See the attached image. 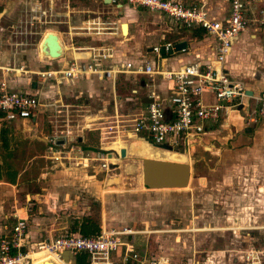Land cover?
Segmentation results:
<instances>
[{
	"label": "rangeland",
	"instance_id": "1",
	"mask_svg": "<svg viewBox=\"0 0 264 264\" xmlns=\"http://www.w3.org/2000/svg\"><path fill=\"white\" fill-rule=\"evenodd\" d=\"M53 1L51 4L52 0H4L5 11L0 12L1 57L12 55L15 62L25 61L26 57L33 65L31 67L48 68L43 63L51 62L63 51L50 49L51 44L40 49L49 59H39L38 41L52 25L65 26L61 30L69 34V23L73 25L72 37L86 36V43L94 46L122 50L134 44L124 35L112 39L106 37V33L86 31L87 25L83 27V22L88 16H95L96 11L104 13L99 8V0ZM197 3L215 7L218 12L227 6V0H197ZM66 4L72 5L69 16L57 15L56 10H66ZM246 8L249 10L247 23L233 46L234 55L228 63L233 66V79L260 95L264 94V0H248ZM140 11L135 22L140 50L143 51V42L158 40L160 35L170 40L187 38L193 45L198 44L191 39L192 35L182 32L169 18L156 12ZM121 22L126 21L122 19ZM90 37L99 40L91 41ZM190 47L188 45V49ZM64 85L60 91L61 102L65 105L43 106L33 129L22 132L18 128L0 127V207L11 213L17 211L24 217L27 229L33 231L30 234L33 239L51 238L63 230L73 231L87 218L98 230L123 232L120 239L130 243L140 255L163 258L173 264L192 259L202 264H249L244 254L248 247L264 248V245L258 246L264 241L259 232L263 238L264 232L252 228L260 225L264 216V167L259 170L264 164V121L258 125L255 136L248 130H233L232 138L225 142L224 138H219L211 146L212 151L209 146L206 147L208 150L181 151L182 146H179L177 152L186 154L191 164V188L147 189L137 181L141 163L135 154L154 146L127 135L124 116L114 114L110 87L106 86L101 95L96 88L92 91L81 82ZM128 88L122 81L116 86L118 114L126 112L129 101L132 103L127 106L131 109L130 114L139 112L142 107L138 98H129ZM51 95L50 87L45 83L41 102L48 103ZM247 101L249 106L242 108L243 113L251 112L253 108V99ZM55 109L60 112L56 114ZM56 117H63L71 133L78 135L73 136L74 151L48 150L44 141L50 134L47 120ZM221 133L224 135L225 131ZM79 143L83 144L82 151H75ZM155 147L170 150L162 143ZM120 148L127 150L126 156H119L120 161H109V156L119 155ZM169 158L171 156L167 160ZM55 168L73 170L74 173L64 171L66 177H54ZM12 174L14 184L9 185L6 180ZM114 177L122 190L106 186V180ZM198 177L205 180L202 186L196 181ZM37 193L43 194L38 202L37 198H32ZM12 215L0 219V232H5L15 222ZM35 216L43 217L42 223H37L33 219ZM38 224L42 230L37 229ZM119 253L111 252V259L119 261ZM260 255L264 261V253ZM74 256L76 264H87L85 252H75ZM33 261L34 264H69L62 258L44 255L34 257Z\"/></svg>",
	"mask_w": 264,
	"mask_h": 264
},
{
	"label": "built area",
	"instance_id": "2",
	"mask_svg": "<svg viewBox=\"0 0 264 264\" xmlns=\"http://www.w3.org/2000/svg\"><path fill=\"white\" fill-rule=\"evenodd\" d=\"M3 1L0 0V4ZM122 1L165 15L182 32L208 36L205 44L208 52L204 55L197 53L189 62L176 68L160 66V61L165 57L179 51H187L190 39L181 37L174 40L164 39L151 45L149 53L154 55L151 62H134L121 56L106 63L105 60L113 59L114 50L109 46L75 47L77 51L89 52L86 57H77L87 58L86 62L72 57L64 65L58 62L52 65L51 62L57 60L58 56L51 59V62L43 63L48 65V68L41 65L29 67L23 61L15 62L12 55L0 57V127L13 128L9 124L17 122L22 123L19 130L29 131V126L24 124L35 126L39 110L43 106L65 105L61 102V85L90 77L109 83L114 114L124 116L128 127L127 135L153 146L162 143L174 151H179V146H182L181 151L204 149L203 145L210 144L213 139L216 127L232 124L236 115L244 124L255 123L264 117V94L247 95L243 84L233 79L225 66L232 44L245 29L249 11L246 8L248 0H228L227 13L221 19L211 17L204 3L186 4L183 0ZM117 2L118 0H109L110 4L119 8ZM117 22L99 14L88 17L83 22V27L87 25L85 29L88 32L91 30L96 33H115L116 29L119 31ZM120 34L123 36L121 32ZM182 40L186 41V48L175 50L174 43ZM18 78L23 79L30 90L9 85V79L16 82ZM121 81L129 86V98H138L142 106L139 112L130 114L131 109L127 107L132 104L130 101L125 108L126 112H116V86L120 85ZM45 83L53 94L48 103L41 102ZM247 99H253L254 105L251 112L243 116L242 108L249 106ZM142 100L144 102H141ZM54 111L56 114L60 112L59 109ZM60 118L47 120L50 124V134L44 141L49 151L72 150L73 136H78L71 133L68 123L63 117ZM59 140L62 141L61 144H58ZM76 149L75 151H81L79 145H76ZM13 215L15 222L0 234V264H31V253L34 251L60 256L63 250L73 254L85 252L88 256L87 264H173L163 258L140 255L130 243L120 239L119 235L123 232L118 231L100 229L97 233L83 235L80 232L63 230L51 238L33 239L25 218L15 212ZM252 228L264 232V224ZM114 251L120 252L119 261L111 259L110 253ZM263 253L264 248L255 249L249 246L244 254L249 264H264L260 255ZM179 264L202 263L192 259Z\"/></svg>",
	"mask_w": 264,
	"mask_h": 264
},
{
	"label": "crops",
	"instance_id": "3",
	"mask_svg": "<svg viewBox=\"0 0 264 264\" xmlns=\"http://www.w3.org/2000/svg\"><path fill=\"white\" fill-rule=\"evenodd\" d=\"M94 2L96 0H93ZM186 4H189V3H197V0H183ZM202 1V0H201ZM4 2V1H3ZM2 2V4H3ZM53 0L51 2V4H53ZM99 8L100 10L102 9L104 11L103 12H99V11H96V15H99L100 13H103L104 17H109V18H113L114 20L118 21L117 22V25L119 27V31L116 29L115 30V33H106V37H111L112 39H118L119 37H123L121 36L120 32H121V29H120V24L122 23V19L124 21H126L127 23V31L126 33L125 32H121L124 37H126L128 40H131L132 45L130 46H127L125 49H116L113 51V59L112 60H105L106 63H109V61H113V60H117L119 59L121 56L123 58H128V59H131L133 60L134 62H138V61H142V60H147L149 62L153 61L154 60V55L149 53V47L155 43H158V42H161L163 41L164 39H168V37H165L164 35H160L159 39L158 40H151L150 42H143L145 43V45H142V50H140V47H138V43L140 42L139 40V37L136 36V19H137V15L140 14V10H146V9H142L140 7H137V6H133L131 4H128L126 3L125 1H123V3L120 5L119 9H114V6L110 3H103V0H99ZM1 4V5H2ZM3 7V5H2ZM72 8V5H65V9L64 10L62 8L61 11H58L56 10V14L57 15H65V16H69L70 14V9L69 8ZM74 8V7H73ZM215 7H208L209 9V15L211 17H216L218 19H221L223 16L226 15L227 13V9H228V0H227V6L224 7V11H217L216 9H214ZM2 11H5V8L3 7L2 8ZM146 11H149V10H146ZM98 13V14H97ZM149 14H153L155 12L153 11H149L148 12ZM157 14L159 15H163L161 13H158L156 12ZM164 17H166L165 15H163ZM88 17H93V16H88ZM168 19V17H166ZM69 21V20H68ZM50 31H47V32H53V33H56V35L58 36V38L60 39L58 42H56V45L58 46V50L60 51H63V53L59 56V58L55 61H52L51 64L54 65V64H57V62L59 64H66V62L70 61L72 59V57L74 58H77L78 56L79 57H86L87 54L89 53L88 51L86 50H83V51H77L75 49V47H87V46H94V45H91V44H88L86 43V39L84 40V38H86V36H75V37H72V35L70 34L71 33V29H73V25H71L69 23V25H67V28L69 29V34H66L65 33V30H61V28L64 29L65 26H62V25H52L50 26ZM45 32L42 36V39H41V42L39 43V45L37 46V56L39 59H43V58H46V59H49L48 57H45L42 52L40 51L41 48V43L43 41V38L44 36L46 35ZM242 34V33H241ZM136 37H138V39H136ZM73 38L75 40H79L78 43H76L77 41H74ZM181 38V37H180ZM207 38H209L208 36H203L201 34H195V35H192V39L193 41H196V43H198L197 45H193L191 42L189 43L191 45V47L188 50V53L186 52H176L170 56H167L165 57L164 59H162L160 61V66H163L165 68H176L177 66L183 64V63H187L191 60V58H193V56H195L197 53L199 55H204V53L208 52L207 48H205V44H206V41L208 40ZM239 38V37H238ZM89 40H99L97 37L96 38H93V37H90ZM174 40V39H172ZM238 40V39H237ZM237 40L232 44V47H231V53L229 54V56L227 57L226 61H225V66H226V69L229 73V75L232 77L231 75V70L233 68V66H231V63L229 61V59L231 57H233L234 55V49H233V46L234 44L237 42ZM114 42H119V40H113ZM157 41V42H156ZM75 42V43H74ZM53 44V43H52ZM102 45H107V44H102ZM141 46V45H139ZM129 48H132V49H129ZM233 50V51H232ZM2 55V53L0 54ZM1 57V56H0ZM78 59V58H77ZM25 61H23L24 64L28 65L29 67L33 66L31 64V62H29V59H26V57H24ZM28 60V61H27ZM78 61H83V62H86L87 61V58H80L78 59ZM233 64V63H232ZM35 66V65H34ZM38 66V65H36ZM233 78V77H232ZM75 82H81V83H84V86L87 88H92V91H95L94 88H96V91H99L100 94H104V90H105V87L106 86H109V83L107 81H99V80H96L95 78L93 77H90V78H82V79H78L76 81H74L73 83ZM9 85L10 86H13L14 88H20V89H25V90H30L29 87H27V85L25 84V82L23 81V79H20L18 78L17 81H11V79H9ZM63 86L65 85H61L60 86V90H63ZM89 90V89H88ZM143 90V89H142ZM51 91V89H50ZM252 91V90H251ZM52 92V91H51ZM253 94H257L255 93L254 91H252ZM102 102L104 103V100H102ZM249 103V101H248ZM249 112V111H248ZM248 112H244L243 116H245L246 114L245 113H248ZM263 121H264V117H262L261 119H259L257 122L255 123H247V124H244L243 120H241V118H239L237 115L235 117H233L232 119V124H225V125H220L219 127L216 128V130L213 132V139L209 142L212 147H213V144L214 142H217L218 139L220 138H224V142L228 139H231L232 136L234 135L233 134V130L234 132H238L241 130L242 131H246L248 130L249 133H251L253 136H255V130L257 129L258 125H261L263 124ZM22 124V123H21ZM21 124H18L17 122L16 123H11L9 124V126L11 125L13 128H19L21 126L22 128V125ZM24 125H28L30 129H33L35 126H37V123L35 126L31 125L30 123H25ZM33 126V127H32ZM4 128V127H3ZM26 129V127H25ZM28 129V127H27ZM19 130V129H18ZM258 130H259V127H258ZM19 131H22L21 129ZM222 131H225V134L223 135L221 132ZM23 132V131H22ZM261 132V131H260ZM219 133H221V136H219ZM248 134V133H246ZM246 134H243L242 136H245ZM242 136H241V140H242ZM2 138V137H1ZM133 139V138H132ZM211 139V138H210ZM137 140V139H135ZM235 140H239V137L236 136ZM2 142V140H1ZM230 143V142H229ZM232 143H234L232 141ZM149 144V143H148ZM83 144L82 143H79V146L81 147ZM150 146V145H149ZM207 146L204 147V149H206ZM210 147V146H209ZM210 148V151H212L213 148ZM66 149L68 148L67 146L65 147ZM260 148V149H259ZM258 150L259 151H262V148L259 147ZM208 150V149H206ZM217 150V149H215ZM67 151H73V148L72 150H67ZM82 151V150H81ZM235 151V150H234ZM158 152V153H157ZM169 152V153H168ZM216 152V151H215ZM135 155H138L137 157L138 158H154V159H166L168 157L171 156V158H169L171 161H178V162H184V161H188V157L186 154L184 153H179L177 151H174V150H169V149H161V148H158V147H151L145 151H139V153L135 154ZM158 155V156H157ZM155 156V157H154ZM164 159V160H165ZM169 160V161H170ZM190 163V162H189ZM83 166H86L85 164ZM259 170H261V168L264 167V164L263 165H260L259 166ZM69 169V168H68ZM71 169V168H70ZM54 170V169H53ZM72 172L74 173L73 170H62V169H57L55 168L54 170V177H66L63 172ZM78 171V170H77ZM11 177V176H10ZM10 177L6 180L9 185L11 184H14V181L13 183H10L8 182ZM0 180H1V177H0ZM110 180V181H109ZM191 174H190V179H189V184L187 183L184 187H180L181 188H191L190 186V183H191ZM137 181L138 183L141 185V169L139 170L138 172V176H137ZM196 181L199 185H203L205 180L203 177H198L196 178ZM68 182V180H67ZM117 177H114V178H109L106 180V186L108 187H111V188H119L121 189V187L119 185H117ZM188 185V186H187ZM261 187V186H260ZM166 189V188H165ZM122 190V189H121ZM35 196V197H34ZM34 196L32 198H37L36 199V202L38 201H41L40 200V197L43 196V194H34ZM1 210H0V219L4 218V217H7V216H11L13 213H11L9 210L8 211H5V208L3 206L0 207ZM16 214H19L17 211H15ZM13 216V215H12ZM25 216L28 217L29 215L27 214V212H25ZM14 217V216H13ZM261 218V217H260ZM262 222L259 223V224H264V216L262 217ZM37 223H42V219H44L43 217H40L38 218L37 216H35L33 218ZM39 227H37V229L39 228L40 230L41 229V225L38 224ZM231 229L232 228H236V227H230ZM228 228V229H230ZM237 228H241V227H237ZM29 231V230H28ZM31 232L33 231H29L30 234H32ZM35 232V231H34ZM41 232V231H40ZM72 232V231H71ZM3 233V232H0V234ZM36 234H39V233H36ZM260 234V239H263L264 238L262 237V233L259 232ZM248 241V240H247ZM261 245H264V241L263 242H259L258 243V246H261ZM252 246V245H251ZM46 256V255H44ZM53 258H57L60 260L61 257L59 256H51ZM64 260V259H63ZM233 261H234V258H233ZM32 264H34V261L32 260Z\"/></svg>",
	"mask_w": 264,
	"mask_h": 264
},
{
	"label": "water",
	"instance_id": "4",
	"mask_svg": "<svg viewBox=\"0 0 264 264\" xmlns=\"http://www.w3.org/2000/svg\"><path fill=\"white\" fill-rule=\"evenodd\" d=\"M103 3H109V0H103ZM119 7L121 4H118ZM2 5L0 4V12L2 11ZM121 32L127 31V23L122 22L120 24ZM46 37V40H52L53 45L50 49L58 48L54 42L53 37ZM46 44L50 46L49 41H46ZM187 44L185 40L178 41L174 43L175 50H181L186 48ZM245 93L249 96L252 95L250 89H245ZM141 102H144L142 100ZM58 144H61L62 141H57ZM100 150V149H98ZM119 155L121 157L125 156V149H119ZM141 166V183L147 189H164V188H180L184 187L187 184L189 175L191 174V164L187 161L178 162V161H169L164 159H151V158H140ZM60 256L64 260H68L69 264H76L75 256L72 252L68 250H63L60 253Z\"/></svg>",
	"mask_w": 264,
	"mask_h": 264
},
{
	"label": "bare ground",
	"instance_id": "5",
	"mask_svg": "<svg viewBox=\"0 0 264 264\" xmlns=\"http://www.w3.org/2000/svg\"><path fill=\"white\" fill-rule=\"evenodd\" d=\"M126 23V22H125ZM47 32V31H46ZM123 32H125V31H123ZM45 33V32H44ZM43 33V34H44ZM48 35H50L49 37H53L54 38V42L56 43V42H58L60 39L58 38V36L56 35V33H53V32H47L46 33V35L44 36V38H43V41H42V43H41V47H46V46H48V44H46V41H49V44L51 45L52 44V40H49V39H47L46 40V37L48 36ZM43 36V35H42ZM42 36H41V38L39 39V41H38V44H37V46L39 45V43L41 42V39H42ZM53 59V58H52ZM205 146H209V144H205ZM204 145H203V148L205 147ZM103 150V149H102ZM111 151H114V150H111ZM127 150L125 149V156H126V154H127V152H126ZM105 152V151H104ZM120 155H116V157H111V156H109L107 159L109 160V161H111V162H114V160H118V161H120L121 160V156L119 157ZM124 156V157H125ZM123 157V158H124ZM118 163V162H117ZM128 167V166H127ZM124 170H125V168H124ZM127 170V169H126ZM125 170V171H126ZM122 171V170H121ZM126 174V173H125ZM119 175H121V174H119ZM189 177H190V175H189ZM188 180H189V178H188ZM187 183H188V181H187ZM40 255H46V256H56V255H54V254H51V253H46V252H44V251H34L33 253H31V264H32V260H33V258L34 257H37V256H40ZM59 257H61V256H59ZM62 258V257H61ZM63 259V258H62ZM66 261H68V260H66ZM69 262V261H68Z\"/></svg>",
	"mask_w": 264,
	"mask_h": 264
},
{
	"label": "trees",
	"instance_id": "6",
	"mask_svg": "<svg viewBox=\"0 0 264 264\" xmlns=\"http://www.w3.org/2000/svg\"><path fill=\"white\" fill-rule=\"evenodd\" d=\"M1 137L3 140L1 143L3 144L4 143V135L2 134ZM13 181H14V175L12 174L8 182L13 183ZM77 227H78L77 229L73 228L72 232H80L83 235L93 234V233L98 232L97 226L91 224L87 218L83 219L82 222H80Z\"/></svg>",
	"mask_w": 264,
	"mask_h": 264
}]
</instances>
